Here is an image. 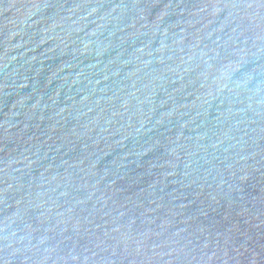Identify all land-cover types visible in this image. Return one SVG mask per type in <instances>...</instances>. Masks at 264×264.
I'll list each match as a JSON object with an SVG mask.
<instances>
[{
  "label": "water",
  "instance_id": "1",
  "mask_svg": "<svg viewBox=\"0 0 264 264\" xmlns=\"http://www.w3.org/2000/svg\"><path fill=\"white\" fill-rule=\"evenodd\" d=\"M0 264H264V0H0Z\"/></svg>",
  "mask_w": 264,
  "mask_h": 264
}]
</instances>
